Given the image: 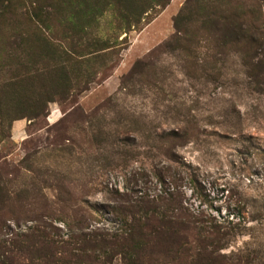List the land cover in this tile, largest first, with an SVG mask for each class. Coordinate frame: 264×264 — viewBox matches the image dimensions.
<instances>
[{"label": "rangeland", "instance_id": "1", "mask_svg": "<svg viewBox=\"0 0 264 264\" xmlns=\"http://www.w3.org/2000/svg\"><path fill=\"white\" fill-rule=\"evenodd\" d=\"M0 264H264V0H0Z\"/></svg>", "mask_w": 264, "mask_h": 264}, {"label": "trees", "instance_id": "2", "mask_svg": "<svg viewBox=\"0 0 264 264\" xmlns=\"http://www.w3.org/2000/svg\"><path fill=\"white\" fill-rule=\"evenodd\" d=\"M67 62H70V63H72V64H76V62L75 61H67ZM75 62V63H74Z\"/></svg>", "mask_w": 264, "mask_h": 264}]
</instances>
